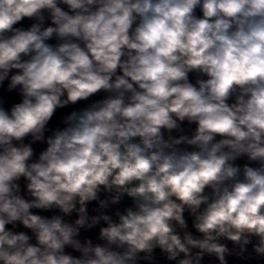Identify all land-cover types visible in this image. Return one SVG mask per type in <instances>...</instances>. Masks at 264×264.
I'll return each instance as SVG.
<instances>
[{"label":"clouds","instance_id":"1","mask_svg":"<svg viewBox=\"0 0 264 264\" xmlns=\"http://www.w3.org/2000/svg\"><path fill=\"white\" fill-rule=\"evenodd\" d=\"M0 264H264V0H0Z\"/></svg>","mask_w":264,"mask_h":264},{"label":"built area","instance_id":"2","mask_svg":"<svg viewBox=\"0 0 264 264\" xmlns=\"http://www.w3.org/2000/svg\"><path fill=\"white\" fill-rule=\"evenodd\" d=\"M191 128H194V125H193V126H191ZM191 128H189L188 130H191Z\"/></svg>","mask_w":264,"mask_h":264},{"label":"trees","instance_id":"3","mask_svg":"<svg viewBox=\"0 0 264 264\" xmlns=\"http://www.w3.org/2000/svg\"><path fill=\"white\" fill-rule=\"evenodd\" d=\"M53 123L55 124V121Z\"/></svg>","mask_w":264,"mask_h":264}]
</instances>
